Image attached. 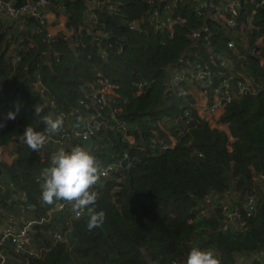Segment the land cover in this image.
<instances>
[{"label":"trees","instance_id":"trees-1","mask_svg":"<svg viewBox=\"0 0 264 264\" xmlns=\"http://www.w3.org/2000/svg\"><path fill=\"white\" fill-rule=\"evenodd\" d=\"M2 1L20 7L36 0ZM200 1L61 0L58 6L73 34L54 39L46 30H35L34 18H25L14 38L4 31L5 21L0 19V151L11 147L16 152L11 165L0 161V188H4L0 227L9 217L43 219L33 228L32 239L34 248H46L39 259L8 255L6 264H171L187 258L193 248L212 251L220 264H234L236 259L264 252V190L252 180H261L258 151L264 154V48L257 47L251 35L261 36L264 44V4L241 0L236 24L227 28L212 18L222 1L205 0L199 16L195 4ZM94 3L98 8H93ZM132 22L136 28L129 31ZM249 25L257 33H250ZM230 42L232 49L227 47ZM252 49L259 54H251ZM181 66L187 73L208 69L214 86L234 85L243 75L261 88L229 103L220 117L233 140L230 152L227 136L204 121L196 117L186 125L173 121L189 109L183 100L188 99L186 93L178 97L167 91L172 70ZM100 80L115 87L117 118L137 128L128 132L135 145L148 146L154 130L162 136L157 122L171 134H183L177 136L176 145L143 157L130 149L121 132L108 128L91 132L87 141L61 127L46 134L58 144L39 150L19 139L29 125L43 132L44 115H67L64 127L76 122L75 111L83 108L79 101L87 96L86 86ZM35 106L41 109L39 115ZM111 109L103 113L109 116ZM9 112L15 113L13 119H7ZM76 146L89 151L100 165L132 155L130 170L122 168L117 181L112 176L101 190L98 186L90 191L96 194L93 209L104 213L103 222L91 229L87 210L77 220L69 208L48 215L64 200L48 204L41 199L40 176L51 155ZM232 193L255 197L251 219L244 217L239 199H230ZM206 197L232 203L245 226L221 231V206L217 203L216 216H210L201 202Z\"/></svg>","mask_w":264,"mask_h":264},{"label":"built area","instance_id":"built-area-1","mask_svg":"<svg viewBox=\"0 0 264 264\" xmlns=\"http://www.w3.org/2000/svg\"><path fill=\"white\" fill-rule=\"evenodd\" d=\"M61 0H36L33 2H27L20 7H15L12 3H7L0 0V19H17L18 22L22 25L24 23L25 15H29V18H34L37 21L38 26L36 27L37 32H42L46 30L48 19L47 16L51 13H57L61 10L58 6V2ZM160 1V0H159ZM222 5L221 7H216L212 11V18L213 20L223 23L227 28H233L235 26V19L237 17V10L240 7L241 0H221ZM247 1V0H243ZM206 2L202 0L195 4V10L198 12L199 16L201 15V11L204 9ZM260 4H264V0H260ZM97 3H94L93 8H98ZM228 14V16H226ZM92 22H95V19H92ZM173 27V23L168 25V30L171 31ZM136 28L135 22H132L129 25V31H134ZM249 30H255L250 25L247 27ZM171 35V34H170ZM196 36V35H195ZM262 40V38H261ZM256 45V41H255ZM260 48H264V44L256 45ZM228 48H233L232 42L228 43ZM254 52L259 53L255 49L252 50V54ZM262 60V59H260ZM213 77L214 75L208 69H201L197 72H189L187 73L186 70L181 69L177 70V74L172 77L171 80L167 82V91L174 92L178 97L184 95L188 96L187 98H183L184 102L189 104V109H186L182 116L174 118L173 121H177L180 124V121L183 125H186L192 121L195 117L207 123V125L211 127V121L214 120L218 115L223 114L225 107L231 103L232 101L239 99L243 96L247 95H255L257 93L256 86L254 83L246 76L238 75L236 82L234 85L223 82L218 86L213 85ZM97 82V84H95ZM189 86H195L199 88V90L203 93H207L206 97L202 102L197 101L193 98V96L186 91ZM87 88V96L85 99L80 100L79 103L83 105V108L80 110H76L75 113L77 114V118H75L76 122L71 125H66L64 127V119L66 120V116L61 114L63 120L62 128L63 131L67 132L70 131L76 137H80L82 140H86L90 138L91 129L85 127V125L92 119V115L94 118L101 117L104 118L105 127L113 132H121L122 135L125 137V140L131 143L130 149H137L138 152L142 154V156H147L149 153L151 156H155L156 153H163L170 148L174 147L177 143V136L183 135L181 134H171L168 129H166L162 123L157 122L160 125L158 128L160 134L154 130L152 131L153 138L149 140L148 146H140L138 147L135 145V138L133 135L129 134L128 132L131 130H137V128L129 127L127 129L125 127V122L117 118V114L120 110L115 107L114 99L116 98L115 95V87L105 80L100 81H93L89 85L86 86ZM137 93L136 95L140 94L141 86H137ZM110 91H112L113 95L110 96ZM111 99L108 101L107 99ZM47 99V98H45ZM113 101V102H111ZM113 103V105H112ZM113 106V110L111 107ZM107 109L111 113L108 116L107 113H103V111ZM194 115V116H193ZM83 124H85L83 126ZM162 125V126H161ZM92 131L96 132L101 130ZM163 133H162V132ZM87 137V138H86ZM48 138H46L45 142ZM14 152L11 147L4 148L0 151V161H3V158L6 159L11 158L13 161L14 157L16 156V152L13 155L10 153ZM129 157H132L131 153L125 157H119L117 161H112L110 164H103L98 165V179L97 182L90 186L89 191H96V187L99 186V189H102V186L111 179L113 176V182L117 181L116 176L122 168L131 169V160ZM11 165V164H10ZM264 180V178H263ZM108 183V182H107ZM264 190V183L262 186ZM216 198V197H215ZM203 205L208 206L211 204V199L204 198ZM217 203L221 206V211L223 220L221 223V230L224 232H230L232 229L241 230L245 226V222L241 221V213L235 208H233L232 203L229 202H219L217 198L213 202V205H216L218 208ZM65 208H69L71 211V216L74 219H81L84 216V211H80L79 214L77 210L73 208V202H69L64 200L63 203L56 206V208H50L48 215L62 211ZM244 217L246 219H251L256 210V199L254 196L247 197L244 203ZM204 212H199V214H203ZM44 222L43 219L40 221L37 220H29L26 224L22 227H17L15 225V220L13 217H9L7 220V225L0 227V264H6V256L12 255L15 257H25L30 256L33 258H41L45 252L44 248H41V251L37 252L33 247V239H32V230L34 227L38 226ZM10 245V247H6ZM183 261V260H181ZM264 264V253L256 256H250L246 260H237L235 264ZM171 264H185V262L174 261Z\"/></svg>","mask_w":264,"mask_h":264},{"label":"clouds","instance_id":"clouds-1","mask_svg":"<svg viewBox=\"0 0 264 264\" xmlns=\"http://www.w3.org/2000/svg\"><path fill=\"white\" fill-rule=\"evenodd\" d=\"M41 109L35 106V114L39 115ZM14 112L7 114V119H13ZM42 122L45 125L43 132L37 131L31 125L26 126L19 139L31 150L43 147L46 134H54L60 130L63 121L59 116L44 115ZM0 127L3 124L0 123ZM98 166L95 157L80 146L55 151L50 158V165L41 172V199L48 204L54 201L66 200L73 202L74 210H87L88 228L99 226L104 220L103 211H95L96 194L90 192V186L98 179ZM185 264H220L216 255L208 250L193 248L187 255Z\"/></svg>","mask_w":264,"mask_h":264},{"label":"crops","instance_id":"crops-1","mask_svg":"<svg viewBox=\"0 0 264 264\" xmlns=\"http://www.w3.org/2000/svg\"><path fill=\"white\" fill-rule=\"evenodd\" d=\"M63 9H61L59 12L57 13H51L47 16V19H48V24H47V27H46V32H47V35L50 39H54V38H57L58 36H61V35H65V36H71L73 34V30L71 28H68L67 25H66V17L63 13ZM3 21H5V25H4V31L9 35V31L12 30L15 26H19V29L22 28L23 25H21L17 19H4ZM257 31L256 30H251L250 33H254ZM260 34V33H259ZM256 40V45H259V44H263L262 41H261V36H258L257 34H251ZM10 36V35H9ZM245 44V43H244ZM247 47V45L245 44V48ZM259 47V46H258ZM232 49V48H230ZM253 50V49H252ZM252 50H251V54H252ZM237 53V52H236ZM254 53H257V52H254ZM259 54V53H257ZM238 55V59H242L241 56H239V54L237 53ZM260 64H263V60H260L259 61ZM183 69V67L181 66L180 68H177L176 70H181ZM261 89L260 87H256V89ZM187 92H189L194 99H196L197 101H200L202 102L204 100V98L206 97L207 93H203L199 90V88L195 87V86H189L187 89H186ZM222 115V114H221ZM221 115H218L214 120L211 121V127L212 129H217L219 131H222V132H225L226 134H229V129H228V125L227 124H224V123H221L220 122V117ZM229 137H230V134H229ZM3 161H6L5 160V157L3 158ZM260 164V163H259ZM261 168V166H260ZM263 176H262V171H261V175H260V179L261 180H257L255 179V177L252 179L254 180L253 182H256L257 184H259L260 186H263V183H264V180H263ZM230 199H239L241 201V206L244 207V203H245V200H246V197L247 195H245L243 198H241L239 195L237 196H234L233 193L232 195H230ZM41 201V200H40ZM42 202V201H41ZM217 208L216 205H213V202H211V204L208 205L207 207V210H208V213L210 214V216L214 217L216 215H214V209ZM218 217H221L223 218L224 216L221 214V215H218ZM14 220H15V225L17 227H22L24 224H26L29 220L31 219H20L19 221L14 217ZM7 225V224H6ZM5 225V226H6ZM4 226V225H3ZM219 229L221 230V225L219 226ZM222 231V230H221ZM224 232V231H223ZM35 250L37 252L41 251V249H36ZM44 250L46 251V248L44 247ZM264 253V252H262ZM260 253V254H262ZM259 254V255H260ZM251 256H256V255H251ZM250 257V256H249ZM248 257L246 258H243L241 260H246ZM183 261H180V262H185L186 261V258L184 257L183 259H181ZM239 260V259H236L235 262ZM235 264V263H234Z\"/></svg>","mask_w":264,"mask_h":264},{"label":"rangeland","instance_id":"rangeland-1","mask_svg":"<svg viewBox=\"0 0 264 264\" xmlns=\"http://www.w3.org/2000/svg\"><path fill=\"white\" fill-rule=\"evenodd\" d=\"M30 47H31V45H30ZM177 74V70L175 69V70H172V72H171V75H170V77H169V80H171L172 79V77L173 76H175ZM168 80V81H169ZM95 84H97V82H95ZM112 95H113V93H112V91H110V96L112 97ZM45 98H49L50 99V97L49 96H44ZM108 101H110L111 99H107ZM112 105H113V103H112ZM85 124H83V126H84ZM106 125L104 124V118H101V117H96V118H94V116L92 115V119L85 125V127H87V128H90L91 129V132L92 131H95V130H98L99 128H102V127H105ZM160 125H158L157 123H156V125H155V127L156 128H160L159 127ZM162 126V125H161ZM125 127L127 128V129H129V126L127 125V124H125ZM212 129V128H211ZM215 130H217V129H215ZM219 131V130H218ZM219 132H221V133H224L226 136H227V138H228V142H227V144H226V150L228 151V152H230L231 151V143L230 142H232L233 140H232V138L231 137H229V134H226L225 132H222V131H219ZM65 138L66 139H70V137H69V135H66L65 136ZM87 138V137H86ZM87 141H88V139H86ZM50 143H55V144H58V142H57V139L55 138V137H52L51 136V139H47V141L44 143V145H43V147L42 148H44V146H48V144H50ZM129 143H131L130 142V140H129ZM52 151L53 150H57L56 148H54V149H51ZM14 154V152H12V153H10V155H13ZM44 154H47L46 152H41L40 153V155L41 156H43ZM139 154H141L140 152H139ZM142 155V154H141ZM5 160H6V162H8V163H5L6 165H10L13 161H11V158H8V159H6L5 158ZM98 166V165H97ZM0 190L1 191H3L4 190V188H3V186H1V188H0ZM5 190H7V189H5ZM55 241H60V239H56ZM184 258V257H183ZM182 258V259H183ZM17 264H19V263H17Z\"/></svg>","mask_w":264,"mask_h":264},{"label":"water","instance_id":"water-1","mask_svg":"<svg viewBox=\"0 0 264 264\" xmlns=\"http://www.w3.org/2000/svg\"><path fill=\"white\" fill-rule=\"evenodd\" d=\"M25 18H29V15H25ZM19 31V26H15L12 30H10L8 33L9 35H12L14 38L17 37ZM259 156V163L261 166L262 176L264 177V154L261 151H258Z\"/></svg>","mask_w":264,"mask_h":264}]
</instances>
